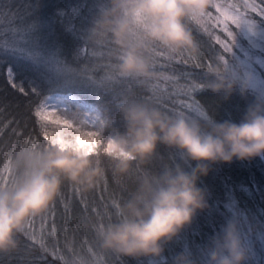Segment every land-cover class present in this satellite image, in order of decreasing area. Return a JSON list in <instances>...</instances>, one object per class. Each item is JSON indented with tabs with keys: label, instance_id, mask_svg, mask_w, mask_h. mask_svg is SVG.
I'll list each match as a JSON object with an SVG mask.
<instances>
[{
	"label": "clouds",
	"instance_id": "obj_1",
	"mask_svg": "<svg viewBox=\"0 0 264 264\" xmlns=\"http://www.w3.org/2000/svg\"><path fill=\"white\" fill-rule=\"evenodd\" d=\"M211 6L212 0H103L87 40L111 42L122 79H155L160 74L152 69L151 47L197 55L199 48L187 21ZM251 79L226 72L217 60L207 74L205 88L223 100L237 92L246 99ZM118 110L123 130L109 132L102 156L118 176L142 171L116 211V219L97 229V240L105 252L137 264L156 262L165 256L167 245L207 209L208 192L200 181L213 165L264 159V95H256L247 104L239 122L173 115L130 97L119 102ZM111 127L106 118L102 131ZM64 139L73 141L71 135ZM160 146L175 158L153 168ZM14 167V179L0 187V255L19 248L27 222L48 210L65 181L88 192L105 175L96 156L59 144L19 150ZM251 260L240 223L228 217L200 253L181 250L172 264H251Z\"/></svg>",
	"mask_w": 264,
	"mask_h": 264
},
{
	"label": "trees",
	"instance_id": "obj_2",
	"mask_svg": "<svg viewBox=\"0 0 264 264\" xmlns=\"http://www.w3.org/2000/svg\"><path fill=\"white\" fill-rule=\"evenodd\" d=\"M226 1L230 4L238 3V0ZM102 2L103 0H35L36 6L33 8L32 13L24 15L23 13L28 8V4L24 0H14L12 7L19 9L21 13L19 18L10 17L6 13L5 18L0 20V23L4 25L3 35L0 36V121L7 125L3 136L0 137V167H3L11 158L13 171L16 172L14 161L20 146L23 144L25 137L35 135L38 132L39 126L36 118L32 115L37 96L32 88L37 87L41 96H47L52 94L49 77L56 83H62V78L56 76V66H53L51 71H46L43 68L38 71L33 56L43 55L41 49L46 47L47 50L54 51L64 65L73 69H83L85 67L95 69L93 74L97 77L104 75L103 69L97 67V65H104L110 61L115 62L114 55H109L104 43L95 44L87 40L88 29ZM7 7L6 4L5 9ZM73 9H79V15L76 18L77 31L75 33L69 32L67 26L61 22L62 18L58 16L61 10L71 13ZM208 11L212 12L214 10L209 8ZM253 16L258 17L257 15ZM187 23L195 40L200 43L199 51L210 60L220 54L225 55V71L231 72L230 54L223 53V50L215 45L206 34H203L202 31L198 32L197 25L190 21H187ZM28 28H32V34L38 43L40 36L44 37V42L36 50L22 47L13 52L9 40L15 38L23 45L26 29ZM216 34L222 36L223 32L217 29ZM163 62V60L158 61V63ZM214 62L215 60H213V65ZM9 67L15 73V79L12 83L23 86L27 95L18 91L9 82L7 76ZM172 71L176 73L191 71L196 74L200 73L201 69L192 68L190 65L174 64L171 70L160 68L157 73L163 72L165 75H171ZM206 77L198 79L197 82L206 83ZM158 78L159 76L152 80L155 82ZM125 83H127V80ZM129 87H132V85H129ZM148 88H150L149 85L136 86L135 91L138 94H143L142 90ZM60 91L64 93L72 92L88 103L102 105L106 109L104 115L110 119L112 125L105 132L106 137L112 130H123L124 122L120 116L118 104L128 96L121 95L114 102L113 95L107 92H100V99L97 100V93L91 90L84 91L71 87L60 89ZM255 96L249 91L245 99L237 92L230 99L223 100L221 96L205 88L196 94V99L207 116L217 121L232 120L239 122L247 104ZM169 107H171L170 104ZM166 113L171 114L170 112ZM72 114L77 118H83L84 115L82 109L76 106H72ZM192 116L196 117L195 114H192ZM113 120H115L114 124L112 123ZM16 128L22 130L23 135L20 137L14 135L12 129ZM39 140L42 143H47L43 141V137H39ZM159 153V158L152 165L153 168H158L163 162L175 158V154L164 146H160ZM100 159L103 166L110 165L108 160L102 156V152L100 153ZM104 169L107 186L101 182L88 192H82L78 186L65 181L61 193L71 201L70 210L65 211L58 197L54 202L56 203L54 218L49 217L47 224L43 227L40 224V216L33 218L34 227L30 229L28 237L24 233L21 234L19 236V248L13 253L0 255L2 257L0 264H64V260L58 257H64L67 260L75 259L74 253L77 250V254L81 252L82 259L86 264H137L136 261L102 250L96 232L101 223L104 226L116 219L118 209L114 210L110 206L111 202L115 200L121 205L134 187L137 175L142 170L137 169L127 176H118L114 174L111 167H105ZM200 184L207 189L208 207L193 220L192 224L184 230L180 237L167 245L164 258H167L170 251L179 252L183 250L185 243L193 249H196L197 246L203 247L208 238L215 231H218L224 223L225 216L230 217L227 210L222 207L223 202L227 200L225 185L233 189L237 209L245 216L251 214L254 219L252 223L259 221L264 224V214L260 211V209H264V159L257 157L251 161L234 160L231 164H215L209 174L201 178ZM69 185L77 188L79 195H74ZM81 196L86 201V208L81 203ZM217 201L221 202L219 212L214 207ZM220 213L225 215L222 216ZM53 219L56 233L60 222L64 221L63 228H69L71 234L64 232L61 235H56V233L49 235ZM69 237H72L73 240H70ZM140 264H148V261H141Z\"/></svg>",
	"mask_w": 264,
	"mask_h": 264
},
{
	"label": "snow or ice",
	"instance_id": "obj_3",
	"mask_svg": "<svg viewBox=\"0 0 264 264\" xmlns=\"http://www.w3.org/2000/svg\"><path fill=\"white\" fill-rule=\"evenodd\" d=\"M14 0H0V20L8 16L19 18L21 15L19 9L12 7ZM28 4V8L23 13L29 15L32 13L35 5V0H24ZM8 5L5 9V5ZM211 9H214L217 15H213L211 11L203 13L199 17H193L189 21L198 26L197 31L206 34L215 45H218L223 53H230L233 45L236 43V38L241 29L247 28L249 31H253L257 24L264 22V0H240L239 7L236 3L221 4L217 0H212ZM243 9L241 12L240 9ZM255 13L260 17L259 20L250 18L248 13ZM79 15V9H73L71 13H66L61 10L58 16L61 22L67 26L69 32L75 33L77 31L76 18ZM231 25H235L237 30H234ZM4 25L0 23V36L3 35L2 29ZM34 27V26H32ZM220 29L225 35L223 38L221 35L216 34V30ZM192 31V30H191ZM44 42V37H39V43L32 34V28L26 29V35L24 37V43L21 45L20 41L12 38L9 40L11 49L15 52L17 49L27 47L31 50L40 48V44ZM198 48L200 49V43L196 41ZM107 47L109 55H113L115 49L112 47L111 42L104 43ZM43 55L39 57L33 56V61L37 66V70L40 68L46 71H51L53 66L57 67L56 76L62 78V83L54 82L50 77L49 83L52 85L51 93L47 96H41L37 87H33L32 91L37 96V102L32 111V115L36 118L38 124V132L35 135H28L25 137L20 149L31 148L32 150L43 149L50 145L59 144L62 148L73 147L76 150H82L85 154L94 155L97 157V162L103 165L100 159V153L106 147L107 137L102 131L103 124L106 118L104 112L106 109L99 104L88 103L81 99L78 95L72 92L64 93L60 89H66L76 87L84 91L91 90L97 93V100L100 99V92H107L113 95V101L119 99L121 95L128 96L138 101L145 103L155 104L162 111L170 112L173 115H183L188 117L207 118V114L203 111L199 101L196 99V94L205 89V83L197 82L198 79H202L207 76L209 70L214 66L213 60L223 63L226 66L225 55L220 54L215 56L213 60L204 56L201 51L197 55L193 56L188 52L172 53L166 49H161L158 45H153L149 51V55L152 62V69L154 72H158L160 68L172 69L174 64L190 65L192 68L201 69L200 73L194 74L191 71L183 73H176L172 71L171 75H165L160 72L159 78L154 82L152 79H122L116 71V63L108 62L104 65H97L102 68L104 75L95 76L93 73L95 69H89L87 67L83 69H73L70 66L64 65L57 54L54 51H49L45 47L41 49ZM103 55V53H101ZM163 60V63L158 61ZM7 76L10 83L15 79V73L12 68L7 70ZM132 85V87H129ZM149 85L150 88L143 89V94H138L135 91L136 86ZM14 88H17L21 93H25L23 86L16 83H12ZM27 95V93H25ZM169 104L171 107H169ZM119 105V104H118ZM72 106H76L82 109L84 115L83 118H77L72 114ZM11 123V122H9ZM115 123V120L112 121ZM7 125L3 121H0V137L4 134V129ZM12 132L17 137L23 135V131L16 128L12 129ZM68 135L73 137V141H66L64 138ZM39 137H43L42 143ZM104 168H110L111 166H103ZM15 172L13 171V165L11 158L0 167V187H6L14 179ZM102 182L107 186V177L104 175ZM74 195H79V190L72 185H69ZM227 200L223 202L222 207L227 210V213L233 219L238 220L241 225L242 231L245 233V227L248 225V217L243 215L237 209V201L233 195V189L225 185ZM81 203L87 207L86 201L81 196ZM59 202L64 206L65 211H69L71 208V201L64 197V194L59 195ZM114 210L119 209L120 205L117 201L113 200L110 205ZM107 207V206H106ZM217 212L221 207V202L217 201L214 205ZM56 211V203H53L48 210L40 216L41 226H45L49 220V217L54 218ZM95 211V210H94ZM264 214V209H260ZM99 214V213H97ZM107 214V213H106ZM220 215H225L220 213ZM227 219L228 217L225 216ZM34 221L31 219L25 225V231L23 232L28 237L30 229L34 227ZM101 223L98 228H102ZM56 233V226L54 219L50 226L49 235ZM32 238V237H29ZM258 238L261 244L264 245V231L258 234ZM250 243V242H249ZM184 251H192L200 253L202 247L197 246L196 249L190 247L187 243L183 246ZM47 251V249H45ZM177 251H170L167 258H161L156 262H148V264H172L173 258L176 256ZM55 255V253H53ZM64 260V264H76V261H69L64 257H58ZM2 259V257H0ZM79 264H86L83 259L79 260Z\"/></svg>",
	"mask_w": 264,
	"mask_h": 264
},
{
	"label": "rangeland",
	"instance_id": "obj_4",
	"mask_svg": "<svg viewBox=\"0 0 264 264\" xmlns=\"http://www.w3.org/2000/svg\"><path fill=\"white\" fill-rule=\"evenodd\" d=\"M221 4H230L226 0L217 1ZM240 0H238V7ZM214 10V9H213ZM243 12V9H240ZM213 15L217 13L212 11ZM250 18L259 20L260 17H254L255 13H248ZM230 23V22H229ZM230 26L236 29L235 25ZM225 34L221 36L223 38ZM230 59L232 61L230 70L231 72H236L238 78H244L251 76L249 91L255 95H264V22L257 24L253 31H249L247 28L241 29L237 35L236 43L233 45L232 51L229 53ZM248 217V227H245V238L246 242L252 253L251 264H264V245L261 244V241L258 238V234L264 231V224L254 220L252 215H247ZM64 221H61L58 227L56 235H61L66 232L71 234L69 228H63ZM86 230V229H85ZM85 232V231H84ZM70 240H73L72 237H69ZM250 242V243H249ZM78 251V250H77ZM77 251L74 253L75 259L69 261H76L79 263V260L82 259L81 252L77 254Z\"/></svg>",
	"mask_w": 264,
	"mask_h": 264
}]
</instances>
